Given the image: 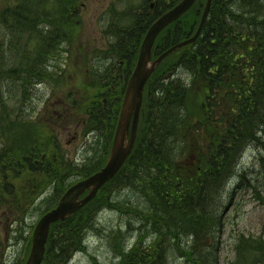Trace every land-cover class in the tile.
I'll use <instances>...</instances> for the list:
<instances>
[{
  "label": "trees",
  "instance_id": "16d2710c",
  "mask_svg": "<svg viewBox=\"0 0 264 264\" xmlns=\"http://www.w3.org/2000/svg\"><path fill=\"white\" fill-rule=\"evenodd\" d=\"M159 1L156 10L144 7L137 14H125L127 24H114L111 28L114 43L109 50L118 63L115 69L109 67L96 76L101 78L92 87L98 88L97 93L92 98L84 97V108L78 105L85 117V126L98 132L100 142L105 145L101 152L104 158L109 153L127 82L145 34L159 16L180 0L170 5L165 0ZM47 4L59 6L60 0H14V5L7 6L0 15V42H3L0 43V72L8 76L3 90L0 89L3 109L0 114V208L13 209L9 216L17 222L12 240L23 236V228L19 230L17 225L24 226L37 198L63 181L62 195L64 188L100 169L82 171L67 166L66 172L59 170L51 145L40 144L32 130L27 132L34 139L25 138V129L31 126L27 113L21 106L16 111L11 106L13 97L24 94L39 80L37 74L43 67L40 54L47 52L39 49L42 20L47 29L42 36L57 46H60L59 40H64V29L75 28L63 25L62 17H71L76 9L63 7L59 14L63 27L53 34L52 20L42 16ZM205 4L206 0H198L184 17L160 35L155 44V57L193 36ZM34 50L37 52L33 53ZM32 64L34 71H31ZM15 66L19 74L12 72ZM182 70L188 73V78L179 76ZM110 94L114 95V104L105 105L104 100ZM10 111L18 116L8 119ZM19 127L20 136L13 133ZM32 140L33 145H27ZM254 146L264 150V0H214L197 42L165 59L150 78L137 144L123 169L83 210L52 227L44 264L49 260L52 264L68 263L80 249L92 215L97 214L94 204L127 171L130 182L135 180L139 184L146 201L145 207L137 211L142 213L150 206L138 230L152 231L156 241L155 245L147 246L139 240L124 264H160L169 240L174 250L193 264H219L226 202L236 197L228 199L220 190L229 191L234 182L244 185L246 176L239 172L237 164ZM60 163L62 168L64 161L60 159ZM259 163L264 169V155ZM60 175L78 178L65 181L60 180ZM157 206L162 214L160 221L151 215L156 214ZM185 223L190 229L187 234L182 232ZM32 229L30 226L29 234ZM179 232L190 238L186 248L173 238ZM252 239L240 240L235 264H264V242ZM3 251L0 240V264H4Z\"/></svg>",
  "mask_w": 264,
  "mask_h": 264
},
{
  "label": "rangeland",
  "instance_id": "374dc122",
  "mask_svg": "<svg viewBox=\"0 0 264 264\" xmlns=\"http://www.w3.org/2000/svg\"><path fill=\"white\" fill-rule=\"evenodd\" d=\"M172 2L173 0H166L167 4ZM150 3H156V1L60 0L59 6L58 4L45 6L42 16L52 20L55 28V30L52 28L53 34L66 24L75 28L73 31L65 28L64 40H59L60 46H57L51 41H46L42 36L41 33L47 30L42 20L39 49L47 50V52L40 54L42 56L40 63L43 67L37 74L39 80L24 94L19 93L13 97L11 106L15 111L16 107L21 106L28 115L31 126L25 129V138H32L27 132L32 130L37 135L35 140H38L40 144L51 145L52 156L62 172H66L67 166L77 167L83 171L99 169L105 164L107 157L104 158L101 154L105 145L100 142L99 137L88 132L89 126H85V117L83 118L82 113L75 110L77 114H71L72 111H68L69 108L65 104L69 101L70 104L76 102L82 105L84 97L92 98L97 93L98 88L92 87L95 86L94 81H99L101 78L96 76L105 73L109 66L104 64L114 60L113 53L109 50L115 37L111 28L114 24H127L128 19L125 14H137L142 8H149ZM9 5H14V0H0V15ZM63 7H70L72 11L76 10L75 16L62 17V25L59 14L61 15ZM1 27L2 24L0 29ZM36 52L37 50L33 51V53ZM34 69L35 65L32 64L31 71ZM12 72L19 74V68L15 66ZM179 76L188 78V73L182 70ZM7 80L8 76L0 72V89L3 90ZM6 107H8L7 103ZM2 112L3 109L0 108V114ZM10 113L8 119L18 116L11 111ZM61 115L66 121L59 122ZM16 121L18 119L13 123ZM17 124L19 126V122ZM60 125L62 129L64 128L63 131L60 130ZM13 133L20 136L21 127L13 129ZM114 133L115 131L110 149ZM33 142L34 140L26 143L30 146ZM72 142L74 143L69 146ZM62 154L66 156V163L61 168ZM263 155L264 150H259L258 146L248 149L237 164L239 172H243L246 176L244 185L238 186V183L234 182L230 184L229 191L220 190L228 199L233 195L236 197L226 202L223 230L219 242V264L236 263L237 245L244 237L264 242V187L262 185L264 169L259 163ZM1 177L3 178V174ZM76 178L78 177L60 175V180L65 181L68 179L74 181ZM130 178V173L125 172L112 188H106L102 198L94 204L93 210L97 214L92 215L91 225L83 236L80 249L73 253L67 264H124L127 261V254L132 250L130 246L138 245L139 240L140 243L146 242L147 246L155 245L156 236L152 231L145 230L142 233L140 230L136 231L142 216L150 206L142 213L137 211L145 207L146 201L139 184L137 185L135 180L130 182ZM63 184L62 181L53 186L35 206L30 208L24 226L17 225L19 230L23 228V234L29 233L30 226L36 224L42 214L53 206L55 198L63 190ZM11 211L13 209L10 207L0 208V240L4 246V264H24L28 253L22 256L23 248L19 245V241H12V232L17 221L9 216L12 214ZM155 213L151 215L160 221L162 216L160 207H156ZM189 231L185 223L182 232L187 234ZM188 237L179 232L173 238L178 245L186 248L187 242L190 241ZM252 240L251 243H256ZM163 251L160 264H193L174 250L171 240L165 244ZM49 258L51 259L50 256ZM47 264H52V260H49Z\"/></svg>",
  "mask_w": 264,
  "mask_h": 264
},
{
  "label": "water",
  "instance_id": "95a60500",
  "mask_svg": "<svg viewBox=\"0 0 264 264\" xmlns=\"http://www.w3.org/2000/svg\"><path fill=\"white\" fill-rule=\"evenodd\" d=\"M196 2L197 0H182L173 9L158 18L149 28L127 86L119 124L107 164L97 173L71 186L60 199L57 207L41 218L34 230L32 251L26 264H42L51 226L56 222L69 219L93 200L99 191L119 173L133 152L147 81L167 57L198 40L208 18L213 0H207L195 35L188 40L177 43L153 61L155 42L164 29L184 16ZM86 192H88V195L81 199Z\"/></svg>",
  "mask_w": 264,
  "mask_h": 264
},
{
  "label": "flooded vegetation",
  "instance_id": "af4514ba",
  "mask_svg": "<svg viewBox=\"0 0 264 264\" xmlns=\"http://www.w3.org/2000/svg\"><path fill=\"white\" fill-rule=\"evenodd\" d=\"M146 1H153V0H146ZM155 1H156V3H150V7H151V8H155V6H157V5L160 4V1H159V0H155ZM109 70H110V69H109ZM110 71H111V70H110ZM104 103H105V105H107L108 103H110V104L113 105V104H114V95H113V94L108 95V96L105 98ZM65 106H66L67 108H69L68 111H72L71 114L75 113L76 108H73V105L70 104L69 101H66ZM69 114H70V113H69ZM64 120H65V119H64V116L61 115V116L59 117V122H60V121L64 122ZM65 121H66V120H65ZM65 123H66V122H65ZM63 129H64V128H63ZM63 129H62V126L60 125V130L63 131Z\"/></svg>",
  "mask_w": 264,
  "mask_h": 264
},
{
  "label": "bare ground",
  "instance_id": "6f19581e",
  "mask_svg": "<svg viewBox=\"0 0 264 264\" xmlns=\"http://www.w3.org/2000/svg\"><path fill=\"white\" fill-rule=\"evenodd\" d=\"M74 1H75V0H74ZM117 63H118V62H116L115 60H113L112 63H111V66H112V67H115V66L117 65ZM181 78H182V77H181Z\"/></svg>",
  "mask_w": 264,
  "mask_h": 264
}]
</instances>
